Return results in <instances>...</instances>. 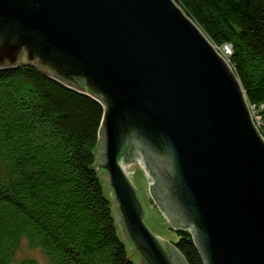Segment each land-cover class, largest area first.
<instances>
[{
  "label": "water",
  "instance_id": "water-1",
  "mask_svg": "<svg viewBox=\"0 0 264 264\" xmlns=\"http://www.w3.org/2000/svg\"><path fill=\"white\" fill-rule=\"evenodd\" d=\"M33 66L103 107L91 149L132 264H264V139L242 84L173 0H0V71ZM150 198L165 218L149 204Z\"/></svg>",
  "mask_w": 264,
  "mask_h": 264
},
{
  "label": "trees",
  "instance_id": "trees-1",
  "mask_svg": "<svg viewBox=\"0 0 264 264\" xmlns=\"http://www.w3.org/2000/svg\"><path fill=\"white\" fill-rule=\"evenodd\" d=\"M215 46L230 44V65L250 104L264 103V0H180ZM102 105L33 66L0 71V264L20 242L51 264H132L116 237L91 149ZM188 264H204L185 230L174 231Z\"/></svg>",
  "mask_w": 264,
  "mask_h": 264
},
{
  "label": "rangeland",
  "instance_id": "rangeland-1",
  "mask_svg": "<svg viewBox=\"0 0 264 264\" xmlns=\"http://www.w3.org/2000/svg\"><path fill=\"white\" fill-rule=\"evenodd\" d=\"M145 187V193L148 198L149 204L155 209V211L162 217L165 218L162 213L157 209V207L152 202L148 187L146 182H144ZM146 224L150 228V230L156 235L160 236L164 240L168 242H175L177 240V235L175 232L170 228V225H165L164 227H161L154 221H152L150 218L146 217ZM25 259H32L36 261L38 264H51L47 256L43 253V251L38 247H33L30 242L27 239H23L20 242L19 248L15 255V261L19 262L21 260Z\"/></svg>",
  "mask_w": 264,
  "mask_h": 264
},
{
  "label": "built area",
  "instance_id": "built-area-1",
  "mask_svg": "<svg viewBox=\"0 0 264 264\" xmlns=\"http://www.w3.org/2000/svg\"><path fill=\"white\" fill-rule=\"evenodd\" d=\"M178 4L180 0H173ZM179 5V4H178ZM215 49L218 53L230 63V57L233 54V48L230 44H223L221 46H215ZM250 112L253 118V121L261 133L262 138L264 139V103L260 104H250L249 103Z\"/></svg>",
  "mask_w": 264,
  "mask_h": 264
}]
</instances>
